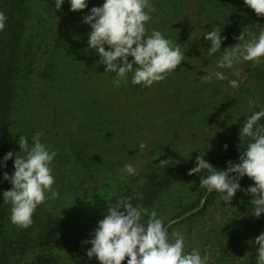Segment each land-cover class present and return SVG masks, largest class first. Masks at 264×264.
Instances as JSON below:
<instances>
[{
  "label": "rangeland",
  "instance_id": "1",
  "mask_svg": "<svg viewBox=\"0 0 264 264\" xmlns=\"http://www.w3.org/2000/svg\"><path fill=\"white\" fill-rule=\"evenodd\" d=\"M103 3L104 0H89L86 9L73 12L66 0L61 10L51 15L66 24L64 29L67 31L90 33L91 28L83 18L90 14L92 7ZM196 3L197 0H153L156 10L150 13L152 19L145 25L147 34L150 35L152 30L165 33L162 31L170 28V33L180 35L181 42L184 37L197 52L196 55L192 48L184 49L182 46L185 60L165 80L143 89L139 85L138 89L137 85L131 86L133 73H129L128 80L117 87L113 83L114 74L105 72L106 66L100 63L102 68L80 80L107 105L108 127L104 136L108 143L96 149L106 163L114 165L104 167L94 181H89L82 189L63 194L56 156L53 187L62 195L54 211L60 222L80 231V234L64 244L56 241L45 245V242L37 240L32 246L28 245L30 251L26 254L18 251L15 255L5 256L3 264H99L95 257L89 260L86 256L91 245L83 244V241L91 238L90 234L115 199L137 193L143 194V200L134 199L131 203L142 204L149 212L156 210L164 218L165 225H170V238L174 231L184 234L186 252L199 249L201 255L207 257L208 264H256L258 245L248 241L264 233V214L259 218L253 215V195L238 191L227 204L222 201L220 193H209L200 187V178L205 175L203 172L188 173L196 166V157L203 151L206 152L203 158L220 170L227 169L228 161L233 164L239 162L240 152L250 142L248 138L240 139L243 123L253 112L264 109V57L259 62L242 61L238 64L235 69L240 72L238 77L233 70L224 69L220 71L227 79L213 78L211 82L202 83L205 69L208 72L218 70L215 62L222 52L207 56L211 44L203 36L209 30L204 28L206 19L199 16ZM247 23L255 26L250 28ZM261 30H264V18L257 19L256 15H251L239 28L222 30L221 35L227 37L222 50L238 43L236 38L242 32L248 39L258 36ZM229 80H237L239 86L231 87ZM41 102L38 115L31 119L55 122L52 126H48L47 121L41 122L35 126L37 132L47 131L56 135L54 127L57 122L64 127L69 125L67 131H74L88 120V115H85L78 125L79 113L76 110L74 114L65 113L53 91H45ZM53 109L56 113H51ZM91 112L94 114V110ZM260 123L264 124V119ZM96 128H101V125L96 124ZM22 134L29 139L31 125L24 127ZM122 134L123 139H133L134 143L118 147L115 138ZM141 143L147 144L143 151L139 148ZM129 163L136 168L135 175L122 171ZM254 184L247 176L240 180L241 189ZM32 238L34 240V236ZM122 264H127V260Z\"/></svg>",
  "mask_w": 264,
  "mask_h": 264
},
{
  "label": "clouds",
  "instance_id": "2",
  "mask_svg": "<svg viewBox=\"0 0 264 264\" xmlns=\"http://www.w3.org/2000/svg\"><path fill=\"white\" fill-rule=\"evenodd\" d=\"M66 0H55V10H61ZM73 12L88 7L89 0H67ZM244 4L254 10L258 16H264V0H244ZM156 9L153 0H104L102 6L92 7L90 14L83 22L90 26L88 46L100 57V64L105 65V72L115 73L113 83L119 87L121 82L128 80V74L133 73L131 83L151 87L154 83L163 81L175 71L185 60V53L180 44L166 39L158 30H152L148 35L147 22L152 17L150 13ZM8 17L0 11V32L7 26ZM222 28L212 26L211 31L204 34V39L210 42L207 56L211 57L222 52L216 60L215 71L202 76V83L211 82L213 78L223 81L227 79L224 69L233 70L235 76H240L236 66L243 62H259L264 57V30L258 36L245 38V33L237 37L238 43L222 50V44L227 39L221 35ZM107 46V50H106ZM129 57L132 60H129ZM231 87H238L237 80H229ZM264 109L253 112L244 121L240 130V139L248 138L250 142L239 156V162H227V169L214 167L203 157L201 152L196 157V166L189 175L203 172L200 187L209 193L218 192L222 201L230 204L238 191L253 195V215L257 218L264 214ZM43 132L32 136V143L25 136H20L17 143L19 153L9 151L2 160L0 167H6L7 161L14 158V172L3 174V180L10 182L12 188L2 193L4 203H10L11 222L20 228H29L33 223V214L37 207L48 201L59 199V191L53 187V162L57 151L51 150L41 137ZM146 143L139 148L143 151ZM227 149V145L224 146ZM23 153V155H21ZM123 172L136 174L132 164H125ZM245 176L255 182L254 186L241 189L240 180ZM143 200V194L119 197L107 208V214L98 221L91 238L83 241L90 244L86 256L91 260L95 257L99 264H208L206 256L200 250L193 248L185 251L186 236L180 231L169 235L164 218L156 210L149 212L142 204L133 205L132 200ZM145 217L147 221L145 222ZM249 244L258 245L256 264H264V233H261Z\"/></svg>",
  "mask_w": 264,
  "mask_h": 264
},
{
  "label": "trees",
  "instance_id": "3",
  "mask_svg": "<svg viewBox=\"0 0 264 264\" xmlns=\"http://www.w3.org/2000/svg\"><path fill=\"white\" fill-rule=\"evenodd\" d=\"M54 5L55 0H0V11L8 17L5 30L0 32V160L9 151L20 152L17 141L24 136L22 129L27 125L32 128L28 139L29 144L32 143L31 138L38 131L35 126L47 120L36 121L31 117L38 115L44 92L53 91L65 113L74 114V110L79 113L78 125L88 115V120L76 131H67L69 125L64 127L57 122L54 127L56 135L46 131L41 139L51 150L57 151L60 191L71 194L89 181L93 182L104 167L114 164L106 163L96 149L108 143L104 136L108 127L107 105L80 81L97 68H102L100 57L95 50L89 49V32L67 31L64 29L66 24L53 18L51 13L58 12ZM196 5L199 16L203 15L206 19L204 28L209 31L215 25L223 31L231 27L239 28L251 15H256L257 19L264 18L247 7L244 0H197ZM247 24L250 28L255 26ZM171 30L165 28L163 36L179 44L181 36L170 33ZM182 46L184 49L192 48V53L197 55L194 45L184 37ZM137 88H140L139 85ZM55 109L51 113H56ZM47 122L48 126H52L55 121ZM96 124H100L101 128L97 129ZM43 125L41 127H45ZM115 140L118 147L134 143L133 139H123V134L116 136ZM99 143L100 146L97 145ZM5 172L9 175L14 172V158L7 161L6 167H0V264L4 263L7 255H15L18 251L19 254H26L30 251L28 245L32 246L37 240L45 242V245L56 241L64 244L80 234V231L64 225L57 218L54 209L58 199L39 205L29 228L14 225L11 222L12 205L3 201L2 193L12 188L10 182L3 180ZM20 245L21 248H18Z\"/></svg>",
  "mask_w": 264,
  "mask_h": 264
}]
</instances>
